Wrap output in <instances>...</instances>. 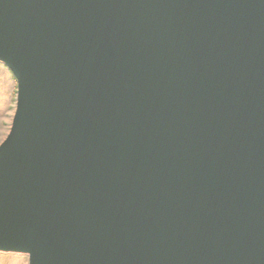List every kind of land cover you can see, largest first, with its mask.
<instances>
[{"label":"water","instance_id":"obj_1","mask_svg":"<svg viewBox=\"0 0 264 264\" xmlns=\"http://www.w3.org/2000/svg\"><path fill=\"white\" fill-rule=\"evenodd\" d=\"M0 62V250L264 264V0H0Z\"/></svg>","mask_w":264,"mask_h":264},{"label":"rangeland","instance_id":"obj_2","mask_svg":"<svg viewBox=\"0 0 264 264\" xmlns=\"http://www.w3.org/2000/svg\"><path fill=\"white\" fill-rule=\"evenodd\" d=\"M16 106V80L11 71L0 62V143L9 132ZM0 264H28L23 252L0 250Z\"/></svg>","mask_w":264,"mask_h":264},{"label":"trees","instance_id":"obj_3","mask_svg":"<svg viewBox=\"0 0 264 264\" xmlns=\"http://www.w3.org/2000/svg\"><path fill=\"white\" fill-rule=\"evenodd\" d=\"M5 65V64H4ZM6 66V65H5ZM7 67V66H6ZM9 69V68H8Z\"/></svg>","mask_w":264,"mask_h":264}]
</instances>
